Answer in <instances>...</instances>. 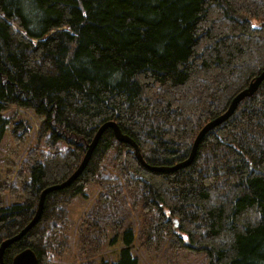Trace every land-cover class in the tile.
Here are the masks:
<instances>
[{
	"label": "trees",
	"instance_id": "1",
	"mask_svg": "<svg viewBox=\"0 0 264 264\" xmlns=\"http://www.w3.org/2000/svg\"><path fill=\"white\" fill-rule=\"evenodd\" d=\"M262 70L264 0H0V140L12 105L42 116L20 164L24 199L0 206V243L30 222L45 187L75 171L104 122L116 121L143 159L106 128L83 171L49 191L40 218L5 248L4 264L26 248L50 264L66 203L92 182L102 188L93 232L86 221L93 238L123 229L117 257L100 264H138L134 240L146 251L168 241L174 255L202 252L208 264H264V79L188 165L146 166L187 160L199 130ZM27 129L13 124L11 141ZM129 208L140 209L137 234L124 228ZM102 247L90 240L79 264H96Z\"/></svg>",
	"mask_w": 264,
	"mask_h": 264
},
{
	"label": "rangeland",
	"instance_id": "2",
	"mask_svg": "<svg viewBox=\"0 0 264 264\" xmlns=\"http://www.w3.org/2000/svg\"><path fill=\"white\" fill-rule=\"evenodd\" d=\"M239 22L245 20L242 14L236 15ZM251 24L258 25V20L252 19ZM10 120L6 133L0 140V206H7L24 199L23 188L29 183V175L22 172L20 164L29 149L35 144L38 128L42 122V116L38 115L31 108H21L12 105L3 114ZM20 123V130L27 127V134L22 135L18 143L11 141V130L13 124ZM104 171L117 176L111 167L103 163ZM5 188L3 191L2 189ZM11 189V191H10ZM102 188L95 182L89 183L82 194L74 196L66 203V217L63 220L62 229L54 235L53 241L56 247V254L48 259L50 264H79L84 258L80 255L82 246L88 244L90 240H103V247L100 252L92 257L96 264L102 261L111 262L117 257L118 247L123 245L120 241V231L118 235L108 227L104 234L105 238L99 236L94 239L93 227L97 225L96 220H89L100 202ZM139 208H129L124 228H130L135 234L140 227ZM86 221L93 223L91 231ZM52 231L48 230L47 233ZM133 255L138 258V264H208L206 256L202 252L193 253L184 249L178 255H174L169 249L168 241H165L160 250L146 251L140 247L137 241L130 245ZM148 252V253H147Z\"/></svg>",
	"mask_w": 264,
	"mask_h": 264
},
{
	"label": "water",
	"instance_id": "3",
	"mask_svg": "<svg viewBox=\"0 0 264 264\" xmlns=\"http://www.w3.org/2000/svg\"><path fill=\"white\" fill-rule=\"evenodd\" d=\"M263 79H264V70H262L250 82L248 87H246L245 89H243L240 92H238V94L235 96V98L231 101L228 109L222 115H219V116L213 118L212 120L207 122L199 130V132L196 135V138L194 139L192 150H191L190 156L188 157L187 160H185L184 162H182L180 164L178 163V164L174 165L173 167L146 165L147 168H149L150 170H153V171H173L176 168L184 167V166L188 165L191 162V160L193 159V157L195 155L196 146L199 143V141L203 138V136L209 130H211L212 128L218 126L219 124H221L222 122L227 120L233 114V112H234V110H235V108L237 106L238 101L243 99L246 96H251L256 91L258 85L260 84V82ZM106 128H111L114 131V136H115V138L117 140L123 141L125 143H129L130 145H132L133 148H134L135 155H136L137 159L139 161L143 162V159L141 157V154L139 152V148H138L136 142L131 140L128 135H125V134H123L120 131V128H119L118 124L116 123V121L109 120V121L104 122L98 128V130L94 134L91 142L88 144L87 150L85 151L83 159H82L81 163L78 165V167L75 169V171L68 178H66L63 182L58 183V184L49 185V186L45 187L41 191L37 209L35 211V214H34L33 218L30 220V222L22 230H20L17 234H15V235H13V236H11L9 238H6L5 240H3L0 243V264H4V262H3V254H4L5 248L12 241H14L15 239L19 238L21 235H23L40 218V215L42 213L43 206H44L45 195L49 191H52V190H55V189H62L64 187H66V186H69L77 178V176L83 171V169L86 167L89 159L91 158L92 152H93V150H94V148H95L100 136L102 135L103 131ZM174 222H175V224H177V219H175ZM12 264H38V258L36 256V254L34 253V251H32L30 248H26V249L22 250L21 252L17 253L13 257Z\"/></svg>",
	"mask_w": 264,
	"mask_h": 264
},
{
	"label": "bare ground",
	"instance_id": "4",
	"mask_svg": "<svg viewBox=\"0 0 264 264\" xmlns=\"http://www.w3.org/2000/svg\"><path fill=\"white\" fill-rule=\"evenodd\" d=\"M237 94H238V93H237ZM237 94H236V95H237ZM236 95H234L233 99L235 98ZM233 99H232V100H233ZM243 99H244V98H243ZM241 100H242V99H241ZM241 100H239L238 103H239ZM238 103H237V105H238ZM37 206H38V204H37Z\"/></svg>",
	"mask_w": 264,
	"mask_h": 264
}]
</instances>
